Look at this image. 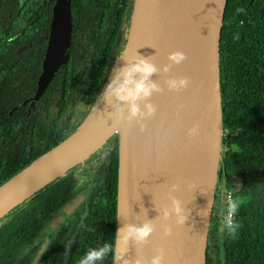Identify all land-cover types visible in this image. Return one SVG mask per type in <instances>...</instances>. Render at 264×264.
Returning a JSON list of instances; mask_svg holds the SVG:
<instances>
[{"label": "trees", "instance_id": "16d2710c", "mask_svg": "<svg viewBox=\"0 0 264 264\" xmlns=\"http://www.w3.org/2000/svg\"><path fill=\"white\" fill-rule=\"evenodd\" d=\"M131 5L132 0H68L64 58L39 89L50 5L0 0V184L61 142L88 114L123 48ZM218 50L220 147L226 151L220 153L215 192L234 187L238 179L235 196L243 203L235 237L219 231L220 209L212 207L204 264H264V0H225ZM93 160L97 166L89 174L103 185L104 201L88 207L62 264H78L90 248L114 243L117 134L56 180ZM56 180L0 218V264L30 262L37 246L30 251L27 246L70 188L58 189ZM66 235L65 228L56 231L46 253L57 251ZM112 258L98 264H112ZM40 264L60 261L58 255L51 261L46 256Z\"/></svg>", "mask_w": 264, "mask_h": 264}, {"label": "water", "instance_id": "95a60500", "mask_svg": "<svg viewBox=\"0 0 264 264\" xmlns=\"http://www.w3.org/2000/svg\"><path fill=\"white\" fill-rule=\"evenodd\" d=\"M224 5L225 0H132L123 48L107 83L113 70L123 63L119 59L122 54L150 59L158 69L151 79L160 90L138 103L142 110L146 103H151L155 113L131 123H119L112 115L116 105L114 99L100 110L89 111L91 113L66 138L0 184V218L80 164L116 133L114 242L116 232L123 224H137L142 217V223L152 220L156 229L149 237V243H128L133 259L139 258L144 264H150L157 249L163 248L164 264H204L222 135L218 48ZM51 24L37 82L39 89L63 61L68 42L69 27L60 52L62 34L58 23ZM174 51L184 52L187 59L179 65H171L166 72L164 65L170 63L168 54ZM181 76L188 77L189 81L196 79L202 90V100L206 102L204 107L194 97V84L189 83L187 89L179 90L168 87L169 79ZM124 115H127L126 105ZM138 123L143 124L142 141L146 143L143 149L139 148ZM195 125L199 126L197 134L189 136V129ZM142 155L144 166L151 170V175L146 178L141 174L135 178L137 186L131 190V184L126 182L127 168L131 163H138ZM142 169L145 171L144 167ZM173 197L181 201L188 217L184 225L176 224L174 213L167 218L162 215L164 208L171 211ZM79 199L67 202L51 226L60 221ZM127 203L130 204L128 209ZM205 208L208 209L207 217L201 212ZM168 226L172 228V235L165 236L163 231ZM124 261L130 264L127 252ZM124 261L112 258V264H124Z\"/></svg>", "mask_w": 264, "mask_h": 264}, {"label": "clouds", "instance_id": "9594fccd", "mask_svg": "<svg viewBox=\"0 0 264 264\" xmlns=\"http://www.w3.org/2000/svg\"><path fill=\"white\" fill-rule=\"evenodd\" d=\"M243 11L244 9L242 8L237 9V12ZM119 59L123 63L113 70V74L104 87L98 102L111 104L114 99L116 105L114 106L115 111L112 115L115 116L119 123L125 121L131 123L133 120L152 116L156 111L155 107L151 103H146L142 110L138 101L144 100L150 97L154 91L160 90L159 85L151 79L158 71L156 65L150 59L144 57L130 58L122 54ZM167 59L170 63L164 65V71L166 72L171 65L183 63L187 59V56L182 51H174L168 54ZM189 83V78L184 76L172 78L167 81L168 87L176 90L187 88ZM125 105L127 106L126 116L124 115ZM198 129V125L189 129V136H195ZM141 130H143V126ZM242 203L243 201L241 199L234 198L230 193L226 194L225 207L221 210L222 220L219 227L221 233H227L232 237L237 235L241 225L236 220V216L239 213ZM201 212L203 217L208 216L207 208ZM173 213L176 216V224L184 225L188 217L184 213L181 201L175 197L171 201V211L168 208L162 210V215L165 218ZM155 229L156 225L152 220H146L142 224H123L116 232V240L114 243L106 242L101 247L90 248L79 260L78 264H98V262L103 261L110 254L114 261H124L129 241H132L134 244H147L149 243V237ZM163 234L165 236L172 235V228L170 226L165 227ZM164 258V249H157V254L151 258L150 264H164ZM124 264H128V262L124 261ZM132 264H144V262L137 258Z\"/></svg>", "mask_w": 264, "mask_h": 264}, {"label": "flooded vegetation", "instance_id": "af4514ba", "mask_svg": "<svg viewBox=\"0 0 264 264\" xmlns=\"http://www.w3.org/2000/svg\"><path fill=\"white\" fill-rule=\"evenodd\" d=\"M61 0H44V3L50 5L51 18L53 21V15L56 7L60 4ZM63 6L66 8V17H67V27L70 26V15L68 11V0H63ZM52 7V10H51ZM51 21V23H52ZM52 25V24H51ZM51 28V26H50ZM118 138V137H117ZM103 158V154L100 156V160ZM95 161H91L90 163L82 165V167L77 169L72 175L67 177L66 179H62L56 182V187L61 189L63 186L69 185L70 188L66 194V199L62 203V205L58 209H54L49 215L52 218L47 219L43 224V228L40 229L37 237L27 246L28 250H32L35 246H37L35 253L32 255L31 260L28 264H40L42 260L47 256V260L51 261L58 255L60 264L66 258V252L70 249L72 245L74 236L78 230V226L80 224V220L84 213L86 212L88 207L94 202L101 203L104 201V198L101 196L103 193V185L97 181L95 176H91L89 174L90 171L93 170L94 167L97 166ZM106 189V185H105ZM104 189V190H105ZM80 197L79 201L72 207V209L55 225H52V220L59 213L62 207L72 199ZM115 198V197H114ZM112 199V198H111ZM65 228L67 230V235L64 240L58 243V249L53 254L46 253L45 246L49 243L50 238L53 237L58 230H62ZM207 240L208 236H207ZM56 247V248H57ZM26 248V250H27ZM25 250V251H26ZM207 250V247H206ZM205 250V251H206ZM27 252V251H26ZM12 261V259H10Z\"/></svg>", "mask_w": 264, "mask_h": 264}, {"label": "bare ground", "instance_id": "6f19581e", "mask_svg": "<svg viewBox=\"0 0 264 264\" xmlns=\"http://www.w3.org/2000/svg\"><path fill=\"white\" fill-rule=\"evenodd\" d=\"M190 83H192L196 86L194 97L198 98L200 100V105L202 107H204L206 102L202 100L203 99L202 90H201L200 86L196 83V79L191 78ZM187 88H185V89H187ZM142 125L143 124H141V123L136 124V126L138 128L137 136L140 139V141H139V144H140L139 148L140 149H143L146 146V143L145 142L143 143V141H142V137H143V130H141ZM144 164H145L144 155H142L140 157V160L138 163L135 164V162H134V163L129 164V166L127 168V172H126V182L129 185L131 184V186H132L131 190H134V187L137 186V182H136L135 178L141 176V174L144 175L146 178H148L151 175V170L147 169V167L145 168ZM142 167H144L145 171L142 169ZM146 189H147V186H146ZM128 206H130V204L128 205V203H127V209H128ZM142 215H140V216H142ZM143 219L144 218L141 217V219L136 223L141 224ZM129 244L131 245L130 241H129ZM127 255H128V260L130 261V264H132V262L135 259H133V253H132V250L130 249L129 245H128V250H127Z\"/></svg>", "mask_w": 264, "mask_h": 264}, {"label": "rangeland", "instance_id": "374dc122", "mask_svg": "<svg viewBox=\"0 0 264 264\" xmlns=\"http://www.w3.org/2000/svg\"><path fill=\"white\" fill-rule=\"evenodd\" d=\"M63 0H61V2H60V4L56 7L58 10L56 11L57 12V16L55 17V11H54V15H53V21L52 22H54V25H56L57 23H58V25H59V29H60V33L62 34V45L60 46V52H61V50L63 49V43H64V41H65V37H66V32H67V24H68V22H67V15H66V8L63 6ZM52 42H53V36L51 37V41H50V43L52 44ZM61 54V53H60ZM61 56V55H60ZM88 97L89 96H87L86 98H85V101H87L88 100ZM106 102H98L97 101V103L94 105V107L90 110L91 112L92 111H94V110H100V109H102V106L105 104ZM108 104V103H107ZM90 112V113H91ZM90 113H88V115L90 114ZM87 115V116H88ZM220 161H221V158L219 159V161H218V167H217V170H218V168L220 167ZM239 184V180L238 179H233L232 180V185L234 186V187H237V185ZM216 193H219V192H216ZM214 204V203H213ZM217 212V211H216Z\"/></svg>", "mask_w": 264, "mask_h": 264}, {"label": "built area", "instance_id": "2783aa9c", "mask_svg": "<svg viewBox=\"0 0 264 264\" xmlns=\"http://www.w3.org/2000/svg\"><path fill=\"white\" fill-rule=\"evenodd\" d=\"M224 132H222L223 135ZM224 151H226V147L225 146H221L220 147V153H223ZM235 187H229V188H224L222 191H220L219 193L214 192V206H219L217 208H219V212L218 215L220 217V219L222 220V216H221V210L225 207V198H226V194H231L234 198H236L235 196Z\"/></svg>", "mask_w": 264, "mask_h": 264}]
</instances>
